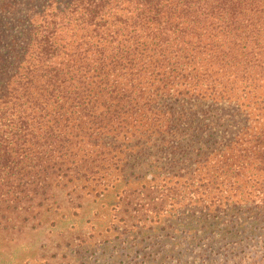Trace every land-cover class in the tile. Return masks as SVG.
I'll return each instance as SVG.
<instances>
[{
	"label": "trees",
	"instance_id": "trees-1",
	"mask_svg": "<svg viewBox=\"0 0 264 264\" xmlns=\"http://www.w3.org/2000/svg\"><path fill=\"white\" fill-rule=\"evenodd\" d=\"M160 176L192 240L264 221V0H0L2 264Z\"/></svg>",
	"mask_w": 264,
	"mask_h": 264
},
{
	"label": "rangeland",
	"instance_id": "rangeland-1",
	"mask_svg": "<svg viewBox=\"0 0 264 264\" xmlns=\"http://www.w3.org/2000/svg\"><path fill=\"white\" fill-rule=\"evenodd\" d=\"M164 166V164H161ZM164 171V170H160ZM158 171V173L160 172ZM149 178L152 175H148ZM155 178V179H154ZM149 184V190L140 195L141 205L128 206V213L134 215L132 208L136 207L139 211L131 218L133 224L142 231L125 230L120 223L123 214L116 212L112 215L105 214L102 210L94 214L87 215L90 220H86V212H80V207L76 206V220L73 224H59L51 228L50 239L44 240L41 235L34 238L37 242L32 247H27L24 251L18 252L17 259L13 260L14 264H264V221L255 223V213L245 212L246 218L240 217L239 222L244 221L245 228L248 231L243 242L239 238L223 239L216 232H203L201 227H197V222L193 226L197 238L191 239L186 235L183 223L184 218L189 217V211L195 208L181 202L173 203L171 200L164 198V186L160 191L151 192L150 185L164 183V176L154 177ZM161 187V186H160ZM157 196L158 199L153 198ZM165 205V207H164ZM165 209L172 213L177 212L180 215L165 216ZM244 208V206H243ZM147 209H150L149 211ZM95 210V208H94ZM264 214V209H260ZM156 212L159 217L164 219L157 231L146 232L147 226L154 223ZM251 215V216H247ZM84 217L83 223L80 218ZM115 217V218H114ZM191 217V216H190ZM112 220L113 225H110ZM238 218V216H237ZM105 219L110 222H105ZM153 221H150V220ZM168 219V221H165ZM78 220V221H77ZM137 220V221H136ZM87 222V223H86ZM179 224V226H177ZM176 225L177 232L172 230ZM145 226V227H144ZM128 229V227H125ZM145 228V230H144ZM172 234H178L179 241L174 239ZM129 235L128 237H126ZM5 238L0 233V264L2 259V243ZM27 240L22 237L19 241ZM9 259V258H8ZM5 260H3L4 262Z\"/></svg>",
	"mask_w": 264,
	"mask_h": 264
}]
</instances>
